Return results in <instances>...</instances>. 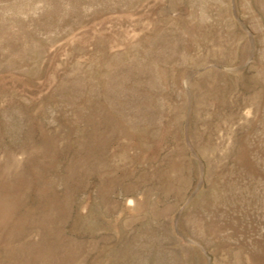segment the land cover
<instances>
[{
    "label": "rangeland",
    "instance_id": "374dc122",
    "mask_svg": "<svg viewBox=\"0 0 264 264\" xmlns=\"http://www.w3.org/2000/svg\"><path fill=\"white\" fill-rule=\"evenodd\" d=\"M0 264H264V0H0Z\"/></svg>",
    "mask_w": 264,
    "mask_h": 264
}]
</instances>
